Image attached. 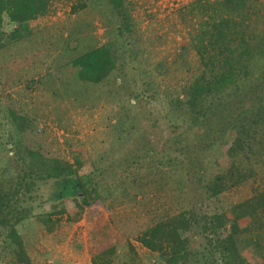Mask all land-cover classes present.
Returning <instances> with one entry per match:
<instances>
[{
	"label": "rangeland",
	"instance_id": "1",
	"mask_svg": "<svg viewBox=\"0 0 264 264\" xmlns=\"http://www.w3.org/2000/svg\"><path fill=\"white\" fill-rule=\"evenodd\" d=\"M106 2L53 0L19 32L5 19L0 186L11 207L0 213L9 221H0V264L15 262L19 243L30 264H93L112 244L114 264H165L140 242L149 228L187 210L202 220L232 219L234 205L264 191L263 139L254 165H245L253 177L219 197H202L200 172L209 178L230 165L218 136L225 120L214 111L211 124L194 122L188 109L198 107L193 87L206 72L198 38L212 14L204 6L214 0H120L118 9ZM238 12L246 33L263 38L264 0H249ZM99 48L113 60L102 81L80 80L77 69L65 67ZM30 148L72 165L92 192L88 204L79 195L54 202L55 181H35L32 197L15 196L25 165L18 152L28 161ZM20 218L17 239L12 230ZM253 225L241 221L252 230L238 238L239 247L251 264H264Z\"/></svg>",
	"mask_w": 264,
	"mask_h": 264
},
{
	"label": "trees",
	"instance_id": "2",
	"mask_svg": "<svg viewBox=\"0 0 264 264\" xmlns=\"http://www.w3.org/2000/svg\"><path fill=\"white\" fill-rule=\"evenodd\" d=\"M52 1L0 0V32L5 19L18 25L19 32L24 25L45 15ZM106 1L113 9H118L120 0ZM247 3L249 0H214V4L204 6V10H210L212 14L200 30L197 49L206 72L193 87L197 92L200 109H188L194 122L200 118L207 125L211 124L214 111L225 120L218 136L225 144L224 158L230 164L227 163V167L209 178L200 172L202 197L208 199L219 197L234 185L253 177L254 169H247L245 165H254V149L264 139V67L261 66L264 64V47L259 42L264 37L249 36L245 26L234 17L235 13L240 14L238 11L246 9ZM3 47L0 39V51ZM70 66L77 69L80 80L98 83L113 68V60L107 49L99 48L81 55L65 67ZM209 102L212 104H207ZM256 117L262 121H257ZM213 129L214 126L209 131ZM27 152L28 161L21 155V151L18 152L25 165L22 174L18 176L15 196L32 197L35 181L37 184L55 181L54 202L79 195L88 204L92 192L87 191L86 182H82L72 165L36 149L30 148ZM7 193L0 186V213L11 207L10 195ZM231 214L232 219L215 215L202 220L194 210L183 211L149 228L141 236L140 242L157 253L165 264H251L243 256L238 238L251 232L252 228L243 229L241 221L246 218L253 220L254 245L263 244L264 191L234 205ZM0 221L9 224L7 219ZM20 221L21 218L13 225V238L18 239L14 226ZM219 221L220 226L216 229L215 225H219ZM259 247L264 250V245ZM16 254L17 259L12 264H30V258L20 243ZM117 257V246L112 244L95 254L92 261L93 264H114Z\"/></svg>",
	"mask_w": 264,
	"mask_h": 264
}]
</instances>
